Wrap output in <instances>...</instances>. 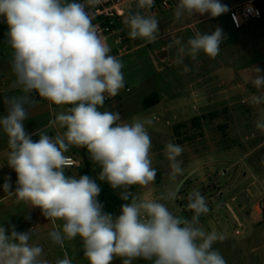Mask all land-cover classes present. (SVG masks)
Segmentation results:
<instances>
[{"label": "clouds", "instance_id": "1", "mask_svg": "<svg viewBox=\"0 0 264 264\" xmlns=\"http://www.w3.org/2000/svg\"><path fill=\"white\" fill-rule=\"evenodd\" d=\"M101 0H0V18L7 25V44L12 49L11 66L16 80L13 87L20 95L5 96L7 115L0 118V130L8 137L10 151L7 165L17 176L12 191L10 177L5 178L3 191L15 195L17 203L39 208L48 220H62V231L51 233L57 243L82 241L84 257L89 264H111L121 258L122 264L143 259L152 264H227L213 244L223 237L207 232L200 217L209 212L206 198L200 191H191L186 208L193 212L190 219L175 215L164 201H174L175 190L158 199H142L130 189L147 188L156 178L152 165L151 137L146 125L152 118L122 121L120 114L101 111L106 97H115L125 87L123 62L111 55L110 47L101 36L94 16L86 9L95 8ZM155 0H138L137 11L123 20L130 39L155 42L159 22L147 10ZM146 10L143 14L140 10ZM229 9L221 0H179L174 19L187 14H208L218 17ZM220 27L209 33L196 31L185 42L172 38L166 45L175 48L174 63L184 64L202 52L215 58L224 40ZM191 69L184 64L183 71ZM248 78L256 89L248 98L253 106L264 105V74L259 67L251 68ZM32 93L55 105H67L56 115L65 131L54 137L40 131L34 141L24 128L29 117L26 105L34 104ZM256 128L264 133V118ZM36 134V133H34ZM85 148L89 159L101 171L100 181L112 189H120L124 203L120 215L103 211L98 201L100 186L88 175H66L70 147ZM183 153L179 144L168 142L164 155L169 162L170 178L182 174ZM0 225V264H48L43 249L30 243L32 229L10 234ZM56 264H72L65 257Z\"/></svg>", "mask_w": 264, "mask_h": 264}, {"label": "rangeland", "instance_id": "2", "mask_svg": "<svg viewBox=\"0 0 264 264\" xmlns=\"http://www.w3.org/2000/svg\"><path fill=\"white\" fill-rule=\"evenodd\" d=\"M237 1L239 4L249 2ZM244 25L241 34L233 31L224 35L222 42L228 44L227 58H231L234 68L238 70V80L245 79L233 88L231 100L234 104L229 106L227 102L218 99L217 104L206 108L199 118L194 117L200 108L191 104L185 109L178 108L165 122L164 119L161 123L160 119H153V124L146 125V128L151 137V157L156 178L147 188L134 186L130 190L142 199H158L162 194L175 190L176 199L164 202L175 215L188 219L193 212L186 208L187 196L191 191H200L207 200L209 212L200 217L199 226L223 237L213 244V248L223 255L227 264H264V133L255 126L258 119L264 118V105L253 106L248 103V98L256 93V89L247 82L253 75V67H259L264 74V18ZM237 41L241 44L238 45ZM216 66L214 63L210 68ZM129 67L130 75L134 76L147 77L154 73L147 58L143 65ZM178 70V66H172L169 74L179 78ZM160 77L155 75L153 80ZM20 94L18 89L16 95ZM25 107L38 112L45 109L48 112L52 122L49 128L43 130L48 135L52 136L50 131L54 130L65 131L53 121L57 114L69 106L50 104L44 99ZM100 110L118 112L122 121L130 122L124 119L130 113L118 100L115 104L104 105ZM36 117L34 126L45 124L47 116L39 113ZM32 139L38 141L39 134ZM168 142L183 148L182 155L178 157L182 161L183 172L174 180L170 178L169 162L164 155ZM65 153L77 159L80 165L77 168H66L65 174L79 178L85 166L83 154L88 153L87 150L72 146ZM90 171L92 178L96 179L101 169L91 161ZM6 177L9 176L0 172L2 182L5 183ZM16 180L17 176L10 177L12 191L16 188ZM96 182L107 186L120 197V189H112L107 182L99 179ZM120 213L121 210L112 215L116 217ZM0 225L6 228V234H10L12 226H15L17 232L32 229L30 243L43 249V258L48 264H56L65 257L72 264H89L84 257L79 237L65 239L62 243L52 239L51 233L62 231V220L46 219L39 208L30 207L24 202L17 203L15 195H9L1 189ZM111 264H122V260L117 257ZM132 264H152V261L137 259Z\"/></svg>", "mask_w": 264, "mask_h": 264}, {"label": "crops", "instance_id": "3", "mask_svg": "<svg viewBox=\"0 0 264 264\" xmlns=\"http://www.w3.org/2000/svg\"><path fill=\"white\" fill-rule=\"evenodd\" d=\"M236 1L223 0L222 2H225L229 11L215 18L210 17L208 14L203 16L198 14L188 16L185 14L180 20H175V9L166 11L156 17L159 22V33L157 40L152 43L139 38L130 39L127 34L128 29H124L127 35L128 50L119 59L124 65L122 71L125 87H129L131 90L129 93L122 92L118 95V101L122 102L130 113L124 119L132 122L133 118L143 120L152 117V119H160L159 123H161L163 119V122L167 121L169 116L178 111V108L183 107L185 109L191 104H195L200 108L195 112L194 117L199 118L206 108L214 107L218 99L227 102L229 106L234 104L231 100L233 88L245 79L238 80V70L234 68L231 58L229 56L227 58V53H229L227 43L220 45V52L215 58H209L203 53L199 54L195 60L186 57L184 64L191 69L188 72L183 71L184 64L177 65L174 63L176 49H168L166 45L172 38L182 37L186 42L196 31H200L202 34H210L217 27L223 30L224 35H228L233 31L242 32L245 23H240L236 10L243 4ZM1 20L2 18H0ZM241 37L243 38V36ZM238 41V45L241 44ZM109 44H112V42L109 41ZM146 58L153 66L154 73H152V76L130 75L131 68L129 66L139 67L143 65ZM11 60L12 49L6 44L0 48V118L7 115V108L4 104L5 96H14L18 91L17 88L13 87L16 77L12 71ZM214 63L217 66L210 68ZM172 66H178L179 78L169 74V69ZM155 75L162 76L154 81L153 77ZM154 93L158 95L159 102L145 108L143 100ZM42 100L44 99L40 97L34 101ZM27 112L29 117L23 123L25 131L31 135V138L50 127L52 120L49 119L48 112L45 109L39 112L34 109H27ZM39 113L44 117L47 116L46 122L42 126H34L35 118L39 116ZM57 133L62 134L63 132L50 131L53 137ZM9 151L8 137L0 130V172L9 177H15V171L7 165Z\"/></svg>", "mask_w": 264, "mask_h": 264}, {"label": "built area", "instance_id": "4", "mask_svg": "<svg viewBox=\"0 0 264 264\" xmlns=\"http://www.w3.org/2000/svg\"><path fill=\"white\" fill-rule=\"evenodd\" d=\"M264 1V0H263ZM77 2H84V0H77ZM138 0H101L95 8L86 9L93 14V23L98 26V30L103 37L105 43L110 47L111 55L116 56L118 59L128 50L127 35L124 31L126 28L123 24V20L129 14L137 11ZM179 0H155L154 7L151 10H147L148 14L158 15L175 9ZM142 14L146 10H140ZM236 15L239 17L240 23H247L262 19L261 9L254 3L249 1L236 10ZM109 41L112 44H109ZM131 90L129 87H124L120 93H129ZM119 93V94H120ZM118 94V95H119ZM33 100H38L40 97L38 94H30ZM118 95L115 97H106L104 105L115 104L118 100ZM69 157L68 166L66 168H77V159L73 156L65 153ZM3 184L0 180V189L3 190Z\"/></svg>", "mask_w": 264, "mask_h": 264}, {"label": "trees", "instance_id": "5", "mask_svg": "<svg viewBox=\"0 0 264 264\" xmlns=\"http://www.w3.org/2000/svg\"><path fill=\"white\" fill-rule=\"evenodd\" d=\"M254 3L261 9L262 18H264V1L263 0H254ZM7 25L2 19L0 21V48L7 44ZM159 102V97L156 93L151 94L143 100V106L145 108L151 107ZM197 121L200 119H196ZM83 160L85 166L81 169V174L88 175L92 177L91 174V161L89 159L88 153L83 154ZM100 186V194L97 197L98 201L103 205V211L105 213L112 214L113 212L120 211L122 205L125 203L118 195H116L112 190H110L107 186Z\"/></svg>", "mask_w": 264, "mask_h": 264}]
</instances>
